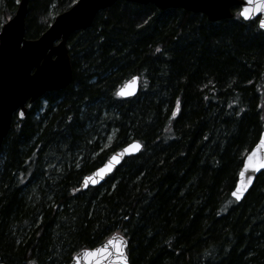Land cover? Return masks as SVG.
Returning <instances> with one entry per match:
<instances>
[{"label":"trees","instance_id":"1","mask_svg":"<svg viewBox=\"0 0 264 264\" xmlns=\"http://www.w3.org/2000/svg\"><path fill=\"white\" fill-rule=\"evenodd\" d=\"M76 1L30 0L26 37ZM18 2L0 0V29ZM233 12L118 0L70 36L71 84L14 115L0 149V262L68 264L121 233L130 264H264V172L231 195L264 130V30ZM133 76L138 94L118 97ZM132 140L137 155L73 193Z\"/></svg>","mask_w":264,"mask_h":264},{"label":"water","instance_id":"2","mask_svg":"<svg viewBox=\"0 0 264 264\" xmlns=\"http://www.w3.org/2000/svg\"><path fill=\"white\" fill-rule=\"evenodd\" d=\"M118 0H77L69 9L56 15L50 26L35 39L26 37V18L28 15V6L30 0H19L14 15L4 22L0 29V149L7 137L14 115L19 119H24L28 112V104L41 98L50 91H59L69 86L73 79V70L69 55L68 40L70 36L79 30L89 28L96 15L106 8L111 7ZM140 4H154L157 8L165 10L168 8H182L191 12L203 13L210 21H219L234 17L233 9L241 10L246 6L247 0H126ZM254 7V6H253ZM244 21L264 19V11H253L250 18H244ZM137 81L127 95H117L120 98H127L138 94L140 89V79ZM132 78V77H131ZM129 78L126 81H129ZM125 81V82H126ZM125 82L118 88L124 87ZM175 115L179 110V104L175 106ZM23 112V115L20 113ZM261 135H264V130ZM261 137V136H260ZM132 140L126 145L131 144ZM140 147L135 151L123 152L126 145L114 151L107 160L97 169L103 168L108 164L110 170H105L103 174H98L97 169L87 174L81 179L80 184L73 191L74 194L87 191L92 187L100 186L117 170L125 159L137 155L142 149V143L138 141ZM259 141L247 152L244 157L242 167L244 175L238 173L237 183L246 185L240 198L232 197L240 202L246 196L248 191L254 185L257 177L264 172V167L244 168V162L248 160L249 155L252 159L249 163L256 164L264 159V147H257ZM116 155L118 159L109 158ZM90 177V179H85ZM249 177L251 179L249 180ZM95 181V182H93ZM236 186L234 190L236 189ZM233 190V191H234ZM232 191V192H233ZM120 237L126 240L122 244L126 254L127 262L130 264L128 255V240L121 234H113L101 244L92 248L95 249L107 245L112 255L103 254L96 260L85 258L83 249L76 252L68 264H113L115 256V245L108 244L109 240L119 243ZM0 264H7L0 262ZM30 264V263H24Z\"/></svg>","mask_w":264,"mask_h":264},{"label":"snow or ice","instance_id":"3","mask_svg":"<svg viewBox=\"0 0 264 264\" xmlns=\"http://www.w3.org/2000/svg\"><path fill=\"white\" fill-rule=\"evenodd\" d=\"M254 6V7H253ZM253 11L260 12L264 11V0H247L246 6L241 10L240 14L244 18H250ZM260 26L264 27V19H260ZM137 77H132L129 81L125 82L124 87L117 90L115 93L116 95H127L129 94L131 90V86L135 84L137 81ZM179 103V101H178ZM23 115V112L20 113ZM173 115H175V110H173ZM140 147V144L138 141H133L131 144L126 145L125 148L122 150L123 152H130L135 151ZM257 147H264V135H261L260 142ZM255 153V149L253 150V154ZM252 155H249L248 160L244 162V168H255V167H264V159H261L258 161V163L253 164L249 163V161L252 159ZM110 160H116L118 157L116 155H113L109 158ZM105 170H110L108 164H105L103 168L97 169L98 174H103ZM240 176L244 175V170L242 169L239 173ZM85 179H90V177H86ZM251 177H249V180ZM95 182V181H93ZM246 185L238 183L236 186V189L232 192V195L235 196L237 199L240 198V194L243 192ZM75 191V189H74ZM115 235V234H114ZM108 244L115 245V256L113 259V264H128L126 254L123 250L122 244L126 243V240H124L123 237H120L119 243L114 240H109L107 242ZM82 252L84 253L85 258L89 260H96L97 257H102L103 254H108L109 256L112 255L111 251L108 249L107 245L98 247L95 249H83ZM97 264H100V261L97 260Z\"/></svg>","mask_w":264,"mask_h":264}]
</instances>
